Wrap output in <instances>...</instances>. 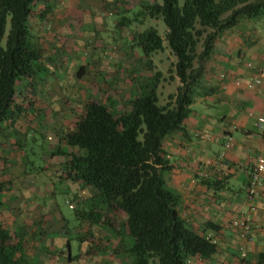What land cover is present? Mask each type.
Returning a JSON list of instances; mask_svg holds the SVG:
<instances>
[{
    "label": "crops",
    "instance_id": "0c3cea01",
    "mask_svg": "<svg viewBox=\"0 0 264 264\" xmlns=\"http://www.w3.org/2000/svg\"><path fill=\"white\" fill-rule=\"evenodd\" d=\"M151 2L153 0H36L29 22L42 49V77L48 78L55 89L62 84L68 87L63 81L68 67L73 65L75 79L69 84L74 90L82 91L87 87L83 85L84 75L93 69V60L100 59L104 70L95 69V72L100 73L99 84L104 88L91 89L93 93L90 92L86 102L95 99L110 103L115 113L128 109L130 98L150 83L155 68L151 61L149 66L144 64L140 49L133 44L130 31L135 29L132 25L137 21L134 17L129 19L127 14ZM106 14L115 16L111 26L117 35L109 32L104 19ZM199 44L198 52L202 49ZM249 63L260 68L264 76V11L257 18L240 17L234 25L218 31L212 50L200 61L202 72L188 114L179 128L162 141L161 149L168 167L163 177L178 195L180 217L202 235L215 237L217 242L216 251L209 259L192 258L188 264H237L241 238L231 226L236 218H247L252 226L245 264H264V185L251 198L247 195L248 176L255 158L259 154L264 156L263 134L253 125L255 116L264 106V89L245 87L253 73ZM33 79L32 90H40L41 82L37 77ZM25 104V107L31 106ZM74 105L75 102L61 101L52 106L59 112L53 111L57 121L69 123L70 129L81 113L73 114ZM42 121L34 125L36 130L56 134L53 131L56 122L52 125L55 119L45 115ZM228 136L232 137L233 144L225 150ZM7 139L10 144L14 143L11 136ZM57 142L54 146L59 144L62 151L69 150L64 141ZM5 147V151L0 152V179H8L10 186L0 195V221L15 241L20 240L22 253L29 263H110L107 255H95L97 249L89 234L93 232V225L99 224L105 230L103 236L112 241L106 242L122 247L120 237L111 231L113 224L123 225L122 212L115 207L106 211L104 205L98 203L96 210L103 214L100 222L90 223L80 218L78 226L69 230L60 223L67 218L57 212V194H67L64 203L68 200L75 213L97 203V197H93L95 190L66 177L63 152L56 160L47 161V170L36 176L28 174L31 178L27 179L25 171L18 168L19 151ZM221 151L224 155L217 160L216 155ZM51 167L55 168L53 174ZM75 238L79 239L80 258L69 253L76 243ZM84 244L88 248L84 249Z\"/></svg>",
    "mask_w": 264,
    "mask_h": 264
},
{
    "label": "trees",
    "instance_id": "16d2710c",
    "mask_svg": "<svg viewBox=\"0 0 264 264\" xmlns=\"http://www.w3.org/2000/svg\"><path fill=\"white\" fill-rule=\"evenodd\" d=\"M35 1L0 0V129L15 128L12 123L23 112L19 99L27 86L24 79H42V49L29 22ZM263 4V0H153L139 7L133 20L141 24L146 17L160 18L166 29L163 35L153 26L132 29V42L146 66L166 44L175 58L173 72L179 82L175 91L158 104L157 71L123 112L115 113L103 101L88 100L62 137L69 150L62 151L58 144L51 152V156L63 152L66 177L96 192L97 203L75 210L78 218L100 222L98 203L106 211L115 207L122 212L130 239L122 247L127 264H188L192 258L209 259L216 251L217 242L205 239L178 213V195L163 177L168 167L162 141L188 114L202 72L200 61L212 50L218 31L240 17L257 18ZM8 136L21 149L24 137L10 132ZM9 186L8 179H0V195ZM0 264H30L20 240L15 241L1 221Z\"/></svg>",
    "mask_w": 264,
    "mask_h": 264
},
{
    "label": "rangeland",
    "instance_id": "374dc122",
    "mask_svg": "<svg viewBox=\"0 0 264 264\" xmlns=\"http://www.w3.org/2000/svg\"><path fill=\"white\" fill-rule=\"evenodd\" d=\"M133 9L134 11L129 12L128 14L126 13L129 19L136 15L139 8H133ZM104 19L108 25L107 27H108L109 32L114 31V34L117 35V31H115V29L111 26L112 20L115 19V16L106 14ZM147 26L155 27L160 35H163L166 29L165 24L162 21V19L160 18L152 19L148 17H146L145 20L141 24L138 21L133 23L132 28H135L136 30H143ZM118 33H120V31ZM121 34L122 33L119 34V38H121ZM199 48H200V44L197 45L196 47L197 52ZM174 60L175 58L169 52V48L166 46L165 43H164V48L160 51L155 52L150 60L153 67L155 68V70L152 71V75L157 71L160 72L158 76V85H157L158 86L157 88L158 104H163L166 100L167 94L173 93L176 89V83L177 85L179 84L178 79L175 77L174 72H173ZM137 63L139 64V62ZM91 67H93V69L89 70L83 77V80L85 81L83 85L87 87L83 88L82 91L74 90L73 86L69 84L73 81V79H75V73H74L75 68L73 65L68 67L67 72H66L67 77L63 81L67 84L68 87L62 84L61 87H59L60 89L59 88L55 89L52 85H50V81L48 80V78L46 80V78L42 77V79L38 80L41 82L40 90L36 89L37 91L36 90L33 91L30 83L34 79H28V78L24 79V81H27V82L29 80V84H27V86L25 87L26 90L24 89V92H23L24 94H22L23 98L21 97V99H19V101H21L22 103L21 105L23 108V112L21 116L18 117L16 120H14V123H12L13 127H15L13 129L15 130L10 129L12 128V126L11 127L9 126L10 128L7 129V126L5 125L2 126V128L0 129V137H1L0 138V152L4 150L3 148L6 145L10 146L8 148H12L14 152L15 150L19 151L20 156L19 158H17V160L19 161L18 168L20 170L25 171V175H24L25 177L28 174L29 175L33 174L34 176H36V174H41L42 171L44 172L45 170H47L48 166H47L46 161H50L51 159L53 160L57 159V155L51 156V152L56 146V145L54 146V144H56V141L61 143L63 141L62 137L70 129V125H68L69 123H59L57 121V119L55 118L56 115L53 113V111H57V109H54V107L52 106L55 104H59V102L61 101L67 104L70 102H75L74 108H72V110H73V114L76 115L82 111L83 104L84 102H86L90 92L93 93L91 89H94V87L96 88L97 86L100 88L101 86L99 84V80H100L99 74L100 73H96L95 69H98L97 72H102L104 70V69H101L102 67L101 60L94 59L93 63L91 64ZM139 67H140V64H139ZM91 81H96V83L92 84ZM46 85L51 86V88H49V86H46ZM91 85H95V86H91ZM101 87L104 88L103 86ZM98 91L96 93H99ZM24 103L26 104L28 103V105L29 106L31 105V106L29 108L25 107L23 105ZM109 105L111 109H113L110 103ZM27 111L28 113H26ZM57 113L59 112L57 111ZM45 115H48L50 118L55 119L52 125H54V123L56 122V125H54V129H53L54 133L56 134H49L47 133V131L36 130L37 128L34 125L40 124V122H43L42 118ZM55 127H59V129ZM47 129L48 128H45V130ZM8 131L10 133H15L17 135L19 134V136L21 135L22 137H24V142L21 145V149L17 146H14L16 145L14 143L10 144L11 142L7 139L9 135ZM5 148H7V146ZM9 151L6 150L7 153ZM59 158L63 159V157H59ZM50 169H51V173L55 171V168L53 167H51ZM29 175L27 179L31 178ZM48 178H50V175H48ZM49 188H51V185L49 186ZM66 197H67V194L64 192L57 194V204H58L57 212L61 213L64 216V218H67V221L64 219L60 223L66 225L69 228V230H74L78 226L80 218H78L75 215L74 211L71 209L72 207L70 206V204L66 203L68 200L64 203V198ZM92 229H93V232L91 233V235L89 234V237L92 239L93 245L96 246L94 247L95 249H97L95 255H97V257L102 256V255H107L108 257H110L111 258L109 260L110 263H107V264H126V262L124 261L123 249L121 250V248L129 242V239L125 232L124 226L121 225L120 222H118L116 226L113 224V227L111 228V231H113L114 234L120 237V240H119L120 243H124L122 247L121 246L118 247L117 245L114 246V245L108 244L109 239L103 236L105 233V230L101 225L99 224H97L96 226L93 225ZM67 233L69 235L70 232L68 231ZM67 239L73 240L72 237H69V238L67 237ZM75 240H76V243L75 245L74 244L72 245L71 250L69 252L70 255L73 257H76L79 254V251H78L79 245L77 244L79 239L75 238ZM106 240L108 241L106 242ZM83 248L85 249L88 247L84 244ZM91 255H94V254H91ZM80 256L81 255H78L79 258Z\"/></svg>",
    "mask_w": 264,
    "mask_h": 264
},
{
    "label": "built area",
    "instance_id": "2783aa9c",
    "mask_svg": "<svg viewBox=\"0 0 264 264\" xmlns=\"http://www.w3.org/2000/svg\"><path fill=\"white\" fill-rule=\"evenodd\" d=\"M249 68L252 69V75L247 79L245 83V87L247 89H253L261 87L264 89V76L261 74V69L252 65L251 63L248 64ZM254 127L263 134L264 140V106L260 113L255 116ZM233 141L232 137L228 136L225 143L224 149H228L232 146ZM224 155V151L219 152L216 155V159L220 160ZM203 175V173H200ZM264 185V156L259 154L256 156L252 169L249 172L248 181H247V195L251 198L254 194H256L258 188ZM231 226L237 230V234L241 238V242L238 245V259L237 264H245L246 257L248 254L246 245L252 239V226L251 222L247 218H236L231 221ZM205 239L215 242V237H212L209 234L203 235Z\"/></svg>",
    "mask_w": 264,
    "mask_h": 264
}]
</instances>
